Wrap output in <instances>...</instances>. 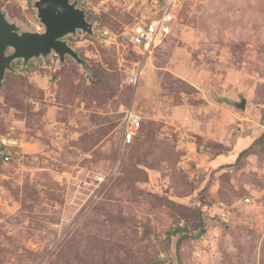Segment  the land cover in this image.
I'll use <instances>...</instances> for the list:
<instances>
[{
	"label": "rangeland",
	"instance_id": "obj_1",
	"mask_svg": "<svg viewBox=\"0 0 264 264\" xmlns=\"http://www.w3.org/2000/svg\"><path fill=\"white\" fill-rule=\"evenodd\" d=\"M36 1L0 8L41 31ZM71 1L85 65L19 59L0 86V264H264V0H181L147 56L145 0Z\"/></svg>",
	"mask_w": 264,
	"mask_h": 264
},
{
	"label": "water",
	"instance_id": "obj_2",
	"mask_svg": "<svg viewBox=\"0 0 264 264\" xmlns=\"http://www.w3.org/2000/svg\"><path fill=\"white\" fill-rule=\"evenodd\" d=\"M35 6L38 18L44 26L43 31L24 30L9 20L0 8V86L5 74L12 69L15 60L28 62L32 59L47 58L54 53L61 62L66 55L85 65L86 61L65 39L78 31L93 34V23L87 19L84 9L77 1L37 0ZM245 107V100L242 102Z\"/></svg>",
	"mask_w": 264,
	"mask_h": 264
},
{
	"label": "built area",
	"instance_id": "obj_3",
	"mask_svg": "<svg viewBox=\"0 0 264 264\" xmlns=\"http://www.w3.org/2000/svg\"><path fill=\"white\" fill-rule=\"evenodd\" d=\"M181 0H145L140 7L144 11L126 33L133 47L142 51L144 55H151L153 51L166 42L173 31L176 21V11ZM43 31V30H41ZM103 35H108L107 30H102ZM138 71L134 70L130 81L136 82ZM122 131V144H131L137 137L141 128V118L133 112H128L125 117ZM7 141L3 140L4 144ZM249 198L245 201L248 202Z\"/></svg>",
	"mask_w": 264,
	"mask_h": 264
},
{
	"label": "trees",
	"instance_id": "obj_4",
	"mask_svg": "<svg viewBox=\"0 0 264 264\" xmlns=\"http://www.w3.org/2000/svg\"><path fill=\"white\" fill-rule=\"evenodd\" d=\"M226 100V99H225ZM227 101V100H226ZM245 152V150L241 153V154H243ZM178 228H180V227H178ZM177 230H179V229H177ZM179 242H180V240H179ZM156 264H160L159 262H157Z\"/></svg>",
	"mask_w": 264,
	"mask_h": 264
}]
</instances>
